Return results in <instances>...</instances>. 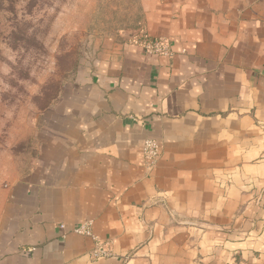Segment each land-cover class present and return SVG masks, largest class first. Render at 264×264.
Instances as JSON below:
<instances>
[{
	"label": "crops",
	"instance_id": "crops-1",
	"mask_svg": "<svg viewBox=\"0 0 264 264\" xmlns=\"http://www.w3.org/2000/svg\"><path fill=\"white\" fill-rule=\"evenodd\" d=\"M139 27L170 55L128 32L43 112L0 264H264V0H155ZM87 223L113 258L90 259Z\"/></svg>",
	"mask_w": 264,
	"mask_h": 264
},
{
	"label": "rangeland",
	"instance_id": "rangeland-1",
	"mask_svg": "<svg viewBox=\"0 0 264 264\" xmlns=\"http://www.w3.org/2000/svg\"><path fill=\"white\" fill-rule=\"evenodd\" d=\"M155 0H0V208L39 153V121L81 66L139 28Z\"/></svg>",
	"mask_w": 264,
	"mask_h": 264
},
{
	"label": "built area",
	"instance_id": "built-area-1",
	"mask_svg": "<svg viewBox=\"0 0 264 264\" xmlns=\"http://www.w3.org/2000/svg\"><path fill=\"white\" fill-rule=\"evenodd\" d=\"M133 43L148 54H156L162 56L170 55V44L165 38L151 39L146 36L143 28L139 27L132 31ZM143 165L146 171H152L161 156L160 145L154 140L147 139L142 144ZM75 232L79 235L89 237L93 242L92 250L89 257L93 261L110 259L114 257L112 251V243L110 241H102L91 232V224L87 223L79 227Z\"/></svg>",
	"mask_w": 264,
	"mask_h": 264
}]
</instances>
